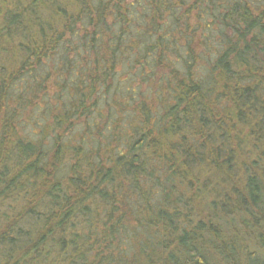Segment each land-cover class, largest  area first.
<instances>
[{"label": "trees", "instance_id": "trees-1", "mask_svg": "<svg viewBox=\"0 0 264 264\" xmlns=\"http://www.w3.org/2000/svg\"><path fill=\"white\" fill-rule=\"evenodd\" d=\"M0 264H264V0H0Z\"/></svg>", "mask_w": 264, "mask_h": 264}, {"label": "rangeland", "instance_id": "rangeland-1", "mask_svg": "<svg viewBox=\"0 0 264 264\" xmlns=\"http://www.w3.org/2000/svg\"><path fill=\"white\" fill-rule=\"evenodd\" d=\"M143 85H144V89H145V86L147 84H143ZM147 89H148V85H147ZM37 115H38V113L36 111V108H33V107H28V109H26L25 111L22 112V116H23L22 121L23 122L21 121L19 124H20V126L23 127L25 132H28L31 129H33L34 121L36 118L38 119ZM17 118H18V116L16 117V119ZM49 121H50V119H49Z\"/></svg>", "mask_w": 264, "mask_h": 264}]
</instances>
